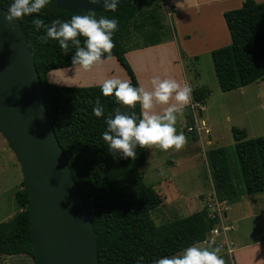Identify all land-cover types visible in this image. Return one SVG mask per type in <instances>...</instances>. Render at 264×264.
Instances as JSON below:
<instances>
[{"label":"trees","instance_id":"1","mask_svg":"<svg viewBox=\"0 0 264 264\" xmlns=\"http://www.w3.org/2000/svg\"><path fill=\"white\" fill-rule=\"evenodd\" d=\"M10 2L0 0V6L7 8ZM163 7V0H126L115 12H94L97 17L117 19L118 28L112 36L114 47L107 58L116 57L133 86L140 83L126 53L131 47L152 46L165 40ZM76 14L83 13L59 7L52 0L39 15L49 23ZM32 15L20 21L35 55L56 136L97 234L99 264H136L140 257L142 264H152L162 256L177 254L197 241H205L219 222L206 207L160 225L155 223L151 211L162 205L163 198L145 182L141 171L146 162V146L137 147L134 160L114 158L101 139L106 116L114 109L139 114L142 111L139 104L121 105L113 96L101 95L99 85L67 86L50 82V71L74 66L73 52L63 54L55 40L42 42L44 31L33 29ZM224 18L231 43L214 49L211 55L220 88L227 92L264 79V2L244 0L241 7L225 11ZM133 28L142 35L143 44L130 47L127 41ZM210 93L207 86L196 87L191 102L205 103ZM97 99L104 109L99 118L92 114ZM233 133L245 191L250 194L264 191V136L247 139L246 130L240 128H233ZM207 163L219 200L237 199L239 191L225 148L208 150ZM22 186L15 192L21 211L0 222V264L2 256L18 254L31 256L36 264L29 221L30 197L24 180Z\"/></svg>","mask_w":264,"mask_h":264},{"label":"rangeland","instance_id":"2","mask_svg":"<svg viewBox=\"0 0 264 264\" xmlns=\"http://www.w3.org/2000/svg\"><path fill=\"white\" fill-rule=\"evenodd\" d=\"M151 6H154L152 1ZM141 19V18H140ZM164 39L172 37V25L168 17L164 19ZM127 44L137 46L143 44L142 35L138 29L133 28ZM127 57V56H126ZM128 59V58H127ZM116 61V64H115ZM111 69L110 77L124 79L127 72L117 60ZM190 72L195 85L207 86L211 94L206 99L203 110L198 113V118L204 119L209 128L210 137L203 133L201 142L197 135L187 130V126L194 125L193 110L190 117L181 120L178 116L176 129L185 137V143L179 149L170 148L162 151L158 146H146V162L141 168L144 180L153 186L162 196L163 203L152 209L151 216L155 223L160 225L177 217H185L204 207L211 213L216 209L214 200L216 192L211 179L210 167L207 163V152L211 148L224 147L227 153L229 167L234 183L239 191L237 200L227 201L228 207L224 208L225 224L232 226L224 232L220 223L216 225L220 234L209 233L206 242L197 241L198 246H207L214 239V245L219 246L223 264H235L236 253L229 254L228 246L223 243L227 238L235 247L264 240V191L247 193L239 168L235 152V138L233 128L246 130V138L264 136V79L252 82L244 89H235L230 93L222 91L215 73L211 55L201 56L198 62H191ZM104 68L94 65L91 72L94 75L103 74ZM198 72L197 76L195 72ZM88 72V73H91ZM60 72L53 73L56 76ZM195 79V80H194ZM60 85V84H58ZM228 92V91H227ZM0 139V222L9 220L21 211L15 198V192L23 188V170L19 159L13 150L6 152L9 146H4ZM4 140V139H3ZM3 142V144H2ZM6 145V144H5ZM171 160L174 164H171ZM217 197V196H216ZM219 200V198L217 197ZM218 207V206H217ZM222 215V212H221ZM226 244V240L224 241ZM231 244V247H232ZM264 253V249L256 256ZM23 257L24 255H18ZM27 256L29 264L34 260ZM15 256H2V264H18Z\"/></svg>","mask_w":264,"mask_h":264},{"label":"water","instance_id":"3","mask_svg":"<svg viewBox=\"0 0 264 264\" xmlns=\"http://www.w3.org/2000/svg\"><path fill=\"white\" fill-rule=\"evenodd\" d=\"M53 1L73 12L105 10L88 0ZM6 9L0 6V131L23 170L36 264H99L97 234L51 122L34 52L20 19H3Z\"/></svg>","mask_w":264,"mask_h":264},{"label":"clouds","instance_id":"4","mask_svg":"<svg viewBox=\"0 0 264 264\" xmlns=\"http://www.w3.org/2000/svg\"><path fill=\"white\" fill-rule=\"evenodd\" d=\"M52 0H11L3 19L11 23L32 14L31 24L34 30H43L42 42L55 40L63 54L72 50L71 64L87 70L102 59L111 55L114 47L113 33L118 28L115 17H97L90 9L83 14L72 15L66 20L53 19L49 23L40 18L41 10ZM90 4L101 5L105 10L116 11L120 0H88ZM176 7H196V0H177ZM83 38V39H81ZM151 91L133 86L127 80L113 77L105 79L99 85L103 96H113L121 104L133 107L139 104V114L114 109L105 117V130L101 133L107 151L115 158L135 159L137 147L158 146L166 151L179 149L185 143L184 135L175 125L178 116L191 99L192 88L187 83H178L172 78L155 76L151 80ZM170 98L174 103H169ZM168 105L161 112L153 111L154 105ZM104 112L97 99L92 114L99 118ZM143 258H137L136 264H142ZM152 264H223L219 246L209 241L207 246L190 245L177 254L162 256Z\"/></svg>","mask_w":264,"mask_h":264},{"label":"crops","instance_id":"5","mask_svg":"<svg viewBox=\"0 0 264 264\" xmlns=\"http://www.w3.org/2000/svg\"><path fill=\"white\" fill-rule=\"evenodd\" d=\"M255 1L258 3L264 2V0ZM243 2L244 0H196V7L181 9L176 7L177 0H163L162 22L165 26V17L170 19L172 22V37L152 46L131 47L126 53L128 61L137 75L140 86L145 90L151 91L152 78L159 76L161 79H175L181 84L187 82L192 90L198 87V85L192 83L193 75L190 72L189 64L193 61L198 62L201 56H209L214 49L231 43V36L224 18V12L241 7ZM114 60H117L116 57H109L102 59L98 64H94L104 68L100 78L99 75H94L91 72L94 65L87 70L79 65H75L50 71L48 79L52 83L67 86L100 85L105 79L111 78L110 73H113L111 69L115 67L114 62H112ZM57 72H60V74L54 77L51 76V74ZM195 73V76H197L198 72L196 71ZM122 80L130 81V78L128 76ZM238 89L243 90L244 87ZM169 103H174V100L170 98ZM190 103L191 99L179 116L181 120L185 119V114L187 118L190 117L191 113L189 110L192 109ZM167 106L156 104L153 111L159 113ZM0 139L4 142V144L2 142L4 146H9V149L5 150L6 152L13 150L1 131ZM171 164H174L173 160H171ZM230 202L232 203V201ZM228 242L230 245L232 244L229 240ZM234 247L235 243L232 244V252H228L230 255L236 253V257H234L235 264H264V253L256 256L258 252L264 249V240ZM18 255L24 256L19 257ZM18 255L8 256L19 257L16 259V263L18 264H29L26 260V254Z\"/></svg>","mask_w":264,"mask_h":264},{"label":"built area","instance_id":"6","mask_svg":"<svg viewBox=\"0 0 264 264\" xmlns=\"http://www.w3.org/2000/svg\"><path fill=\"white\" fill-rule=\"evenodd\" d=\"M190 106L193 110V114H194V125H189L187 126V130L190 132H193L197 135V137L200 139V141L202 142L203 139V133L206 134V138L210 137L209 133V128L206 127V122L204 119H199L198 118V113L201 112V110H203L204 108V104L201 102H191ZM216 209H214L210 214L212 217H217L218 218V224L220 223V227L222 229V231L224 232V237L227 236V233L225 234L226 230H229L230 228H232V226H227L225 224L226 221V216L224 217V212L226 211L224 208L228 207L227 205V200H218L217 197L215 196V200H214ZM220 205H224L225 207L220 208ZM218 206V207H217ZM222 212V215H221ZM210 233H213L215 235H219L220 232L218 230V228L215 226ZM226 240L227 244L224 242ZM225 240H223V243L228 246V250L229 252H232V247L230 245V243L228 242L227 238H225ZM206 242V240H205ZM211 242H214V239L211 240Z\"/></svg>","mask_w":264,"mask_h":264}]
</instances>
